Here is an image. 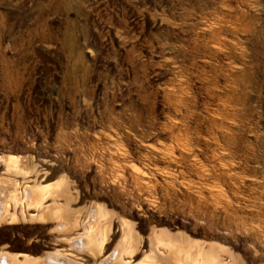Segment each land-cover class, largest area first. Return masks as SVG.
<instances>
[{
	"label": "rangeland",
	"instance_id": "1",
	"mask_svg": "<svg viewBox=\"0 0 264 264\" xmlns=\"http://www.w3.org/2000/svg\"><path fill=\"white\" fill-rule=\"evenodd\" d=\"M2 254L264 264V0H0Z\"/></svg>",
	"mask_w": 264,
	"mask_h": 264
},
{
	"label": "bare ground",
	"instance_id": "2",
	"mask_svg": "<svg viewBox=\"0 0 264 264\" xmlns=\"http://www.w3.org/2000/svg\"><path fill=\"white\" fill-rule=\"evenodd\" d=\"M2 219V218H1ZM2 221V220H1ZM5 222V221H4ZM157 240V239H156ZM99 241V240H97ZM158 241V240H157ZM156 241V242H157ZM102 241H99L98 243H101ZM96 243V241H95ZM160 243V242H159ZM102 244V243H101ZM156 244V243H155ZM164 244V243H163ZM83 245V244H82ZM87 245V244H86ZM99 246V244H98ZM101 246V245H100ZM134 246V245H133ZM82 247V246H81ZM80 247V248H81ZM85 246H83L84 248ZM88 250V248H85ZM126 249V248H125ZM127 251V250H126ZM131 251V250H130ZM6 254V253H5ZM5 254H2L3 257H0V260H1V264H13L14 263V259L15 257L13 258L12 256H9V255H5ZM151 256V255H150ZM152 258V257H151ZM67 259L66 258H62V257H57V258H53L52 261H49L48 263H44V264H78V263H70L68 260L66 261ZM143 263V262H141ZM154 264V263H153Z\"/></svg>",
	"mask_w": 264,
	"mask_h": 264
}]
</instances>
